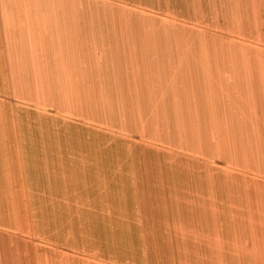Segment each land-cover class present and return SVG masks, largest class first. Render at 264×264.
Returning a JSON list of instances; mask_svg holds the SVG:
<instances>
[{"label":"crops","instance_id":"obj_1","mask_svg":"<svg viewBox=\"0 0 264 264\" xmlns=\"http://www.w3.org/2000/svg\"><path fill=\"white\" fill-rule=\"evenodd\" d=\"M102 2L0 0V264L55 263L39 249L66 236V190L100 161L87 134L102 129L104 84L116 109L151 105L157 90L176 155L207 165L190 184L222 179L192 194L237 212L264 264V0H205V27L180 17L173 31L135 29Z\"/></svg>","mask_w":264,"mask_h":264},{"label":"rangeland","instance_id":"obj_2","mask_svg":"<svg viewBox=\"0 0 264 264\" xmlns=\"http://www.w3.org/2000/svg\"><path fill=\"white\" fill-rule=\"evenodd\" d=\"M105 1L103 11L111 10V5L113 11L133 18L135 29L173 31L180 17L191 16L205 27V0L192 4L190 0ZM210 7L218 30L224 18L221 5ZM170 38L164 40L170 43ZM149 81L157 86L161 80L150 77ZM105 93L104 84L102 129L87 134L88 141L94 135L101 141L100 161L86 165L77 194L75 187L66 190V223L62 220L66 238L56 234L54 248L41 245L39 251L54 253L57 264H254L250 229H243L240 236L238 213L221 203L209 209L206 197L192 194L214 183L222 188V179L211 180L212 185L206 179L190 184V174L206 172L207 165L184 162L185 157L176 155L170 117L157 113V90L153 104L135 102L131 109H122L121 102L116 109ZM211 167L219 170L217 165Z\"/></svg>","mask_w":264,"mask_h":264},{"label":"bare ground","instance_id":"obj_3","mask_svg":"<svg viewBox=\"0 0 264 264\" xmlns=\"http://www.w3.org/2000/svg\"><path fill=\"white\" fill-rule=\"evenodd\" d=\"M47 128H49V127H47ZM49 133V132H48ZM41 139V138H40ZM50 139V138H49ZM41 141V140H40ZM42 142V141H41ZM36 147V146H35ZM82 147V146H81ZM135 151V150H134ZM79 152V151H78ZM82 153V152H81ZM135 154V153H134ZM41 158V157H40ZM44 161V160H43ZM147 165V164H146ZM152 165V164H151ZM144 166V165H143ZM97 176V175H96ZM120 177V176H119ZM118 180V179H117ZM149 184L148 185H150V182H148ZM157 185V184H156ZM74 186V185H73ZM152 187V186H151ZM93 188V187H92ZM144 191V190H143ZM147 191V190H146ZM142 192V191H141ZM116 196H118V195H116ZM142 197V196H141ZM147 197H149V193H148V196ZM124 198V197H123ZM112 200V199H111ZM115 200V199H114ZM49 201H50V199H49ZM108 202V201H107ZM142 203V202H141ZM98 204V203H97ZM107 206V205H106ZM60 207V206H59ZM133 207V206H132ZM143 207V206H142ZM146 207V206H145ZM112 208H113V206H112ZM134 208V207H133ZM135 209V208H134ZM149 209V208H148ZM144 210H146V209H144ZM138 214H140V213H138ZM137 215V214H136ZM142 215H144V212H143V214ZM145 215H146V213H145ZM144 215V216H145ZM134 216V215H133ZM139 217V216H138ZM155 218V217H154ZM52 219V218H51ZM110 220V219H109ZM138 220V219H137ZM142 220H143V218H142ZM149 220H150V216H149ZM151 220H152V218H151ZM101 221V220H100ZM136 221V220H135ZM153 221V220H152ZM134 222V221H133ZM138 223H139V221H137ZM151 223V222H150ZM100 224V223H99ZM135 224V223H134ZM144 224V223H143ZM142 224V225H143ZM102 225V224H101ZM140 226V225H139ZM145 226V225H144ZM141 227V226H140ZM99 228V227H98ZM136 228V227H135ZM147 228V227H146ZM151 230V229H150ZM54 231V230H53ZM143 232V231H142ZM158 231H156V233H157ZM137 233H139V232H137ZM113 234V233H112ZM62 236H63V234H62ZM67 236V235H66ZM66 236H65V238H66ZM115 236V235H114ZM141 236V235H140ZM143 237V236H142ZM112 239V238H111ZM108 240V239H107ZM144 240V239H143ZM112 241V240H111ZM110 241V242H111ZM140 242V241H139ZM142 245V244H141ZM108 246V245H107ZM110 247H111V245H110ZM129 248V247H128ZM141 248V247H140ZM139 248V249H140ZM105 249V248H104ZM107 249V248H106ZM140 250H142V249H140ZM114 251H117V250H114ZM112 253H113V251H112ZM116 256V255H115ZM113 258V257H112ZM139 258H140V256H139ZM48 260V259H47ZM44 262H45V260H43ZM49 262V261H48ZM62 262V261H61ZM42 263V262H41ZM56 263V262H55ZM54 263V264H55ZM59 264V263H58ZM63 264V263H62Z\"/></svg>","mask_w":264,"mask_h":264}]
</instances>
